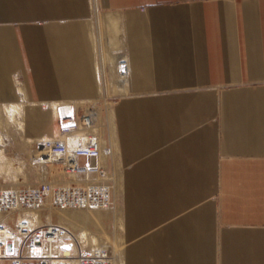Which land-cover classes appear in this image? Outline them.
<instances>
[{
  "label": "crops",
  "instance_id": "crops-1",
  "mask_svg": "<svg viewBox=\"0 0 264 264\" xmlns=\"http://www.w3.org/2000/svg\"><path fill=\"white\" fill-rule=\"evenodd\" d=\"M106 45L124 264H264V0H0V105L48 134L45 103L101 95Z\"/></svg>",
  "mask_w": 264,
  "mask_h": 264
},
{
  "label": "built area",
  "instance_id": "built-area-1",
  "mask_svg": "<svg viewBox=\"0 0 264 264\" xmlns=\"http://www.w3.org/2000/svg\"><path fill=\"white\" fill-rule=\"evenodd\" d=\"M128 72L127 59L120 62ZM58 137L42 139L34 165H61L67 182L0 187V264H115L106 247H90L57 223L34 224L24 214L47 209H109L115 204L114 176L102 162L112 153L97 131L93 108L75 101L56 107Z\"/></svg>",
  "mask_w": 264,
  "mask_h": 264
},
{
  "label": "bare ground",
  "instance_id": "bare-ground-1",
  "mask_svg": "<svg viewBox=\"0 0 264 264\" xmlns=\"http://www.w3.org/2000/svg\"><path fill=\"white\" fill-rule=\"evenodd\" d=\"M105 43V42H104ZM103 43V44H104ZM100 44V43H99ZM103 46V45H102ZM104 47V46H103ZM124 49V48H123ZM99 52V63H98V68L99 71L102 70V66L104 63H107V60H109L114 66V70L111 74V83H112V89H111V94H116V93H122L124 94L127 92L128 89V72L127 70L125 71L123 67L121 66L120 62L124 58V54L120 53L121 51H116V50H111V48L106 45L104 50L102 49V52ZM121 68V69H120ZM103 90V88H102ZM61 102H47L45 103L48 106V110L50 111L51 114V123L49 122V133L43 135V139L45 138H54L56 137L57 129L55 125V120H56V107L59 105ZM36 105V104H35ZM27 103L21 102V103H14L10 105H0V131L3 132L4 135H0V165H6L10 167H14L16 169H21L24 167L25 162L23 160L19 161V166H16V163L14 162V158L6 153L5 150V144H4V138L8 136L10 133V125H13L18 133H22V139L21 141L17 142V147L21 150H23V147L27 146L29 149H32V142H33V135H29L27 133L32 131L26 127V119H25V110H26ZM110 116L113 119L114 122V109L111 110ZM4 114L8 115L7 119H4ZM17 115H19V119L15 118ZM10 120H13L10 121ZM52 120L54 123L52 124ZM42 120H39L38 122H41ZM37 123V122H36ZM44 123V122H43ZM35 124V123H34ZM33 124V125H34ZM99 131V130H98ZM112 131L110 134V137L107 139L105 138L104 140L102 139V134L100 133L101 140L103 142V145L105 143H108L111 148L118 150V142H117V134H116V127L115 123L112 124ZM26 133V134H25ZM15 135V134H14ZM16 136V135H15ZM16 140V139H15ZM42 140V139H41ZM28 149V148H27ZM117 152V151H116ZM27 153V151H25ZM31 152L29 151L27 154H30ZM113 152L110 154L112 155ZM44 154H41L43 156ZM111 156H103L102 162L104 165L110 167L108 165L110 163ZM119 161V160H118ZM118 162L116 161V164ZM58 166V165H57ZM43 167V166H42ZM49 167L48 169L50 170L52 167L54 168L55 166L47 165ZM58 167H56L57 169ZM111 168V167H110ZM55 169V168H54ZM112 170V168H111ZM113 172V171H112ZM52 174V173H51ZM65 178V177H64ZM62 181V180H61ZM121 186V185H120ZM114 188H115V180H114ZM118 190L121 191V187H118ZM115 193L116 189H115ZM117 204L115 205L114 208H116ZM114 208H109V209H75V210H54L56 212L49 213L47 215L42 216L41 215V222H46L50 223L51 221H47V217L49 216H56L60 215L62 213L63 215V223L68 222V225H71L69 228L73 232H78V235L82 238H85L87 242L93 246V247H107V245H111L114 251V258H115V264H124V239L122 237V231H123V221L122 218H119V221L114 222V233L111 235V233L106 232L107 226L109 225V221L112 220L111 217L108 215L107 212L105 211H112ZM83 210V211H82ZM40 210L33 211L27 214H24L21 216V218H26L28 216H32L34 213H40ZM48 211V210H47ZM61 211V212H60ZM52 212V211H50ZM72 212H80V213H86V214H78V213H72ZM90 212V213H87ZM41 214V213H40ZM34 224H40L41 222H37L35 220H30ZM72 221V223H70ZM53 223V222H51ZM113 224V223H112ZM91 227H94L95 230H97L100 233V237H97L94 235V232H91ZM114 238V240L112 239Z\"/></svg>",
  "mask_w": 264,
  "mask_h": 264
},
{
  "label": "rangeland",
  "instance_id": "rangeland-1",
  "mask_svg": "<svg viewBox=\"0 0 264 264\" xmlns=\"http://www.w3.org/2000/svg\"><path fill=\"white\" fill-rule=\"evenodd\" d=\"M112 50V49H111ZM120 53L124 54L125 53L123 51H121ZM115 66L109 61L107 60V63H104L102 66V70H98V72L101 74V80L103 81V90L101 95H99L98 98L96 99H92V100H80V101H75L78 105H80V110L83 111L85 110V108L91 107L93 108L94 112L96 113V125H97V131L99 133L102 134V139L104 140L105 138H109L110 134L112 131V124L115 123L113 122V119L111 118L110 114L111 110H113L114 105L116 103V101L120 98V96H122V93H114L111 94V89H112V83H111V74L114 70ZM121 69V68H120ZM27 103L26 106V110H25V119H26V124H27V117H28V122L29 119H32L31 123L32 125L36 122H38L39 120H43L44 117L47 118L44 114L40 113L38 108V104H31L29 105V103L27 101H25ZM10 105V104H8ZM44 106V105H42ZM46 106V104H45ZM44 106V107H45ZM46 110V109H45ZM48 113V117L49 120H51V114L50 111H47ZM27 114V115H26ZM114 114V113H113ZM6 114H4V119H7ZM57 117V114H56ZM15 118L19 119V115H17ZM13 122V120H10ZM51 123V121H50ZM54 123V121L52 120V124ZM55 125H56V129H57V133H56V137H58L59 133H58V127H57V118L55 120ZM26 127L28 128V126L26 125ZM29 129H31V126H29ZM9 134L8 136H6L4 138V144H5V150L6 153L10 154L13 158H14V162L16 163V166H19V161L23 160L25 162V165L23 168L21 169H16L14 167H8L6 165L1 164L0 165V187H20V186H31V185H36L39 184L41 182H54V183H62V182H67L68 181V177L63 173V171L61 170V165L58 163H55L52 166H55L54 168L52 167L50 170L48 169L49 167H47V165H43L42 166H38V165H34L32 162V159L34 158V156H41L42 153H38L37 154V150H38V145L41 141V139H43V135H33L30 134L31 132L27 133L29 135H33V142H32V149H29V147L25 146L23 147V150L19 149L17 147V142L22 139V133H18V131L16 130V128L13 125H10V130H9ZM16 136H15V135ZM26 134V133H25ZM0 135H4L3 132L0 131ZM16 139V140H15ZM19 141V142H20ZM109 144L107 143V146ZM110 147V145H109ZM28 148V149H27ZM112 152L113 154L110 155L111 159H110V163L108 165H110V167L112 168L111 171L113 176H114V180H115V189L117 192V196H119L121 194V191L118 190V187H121V168H120V163H119V159H118V150H115L113 148ZM25 151H27V153L30 151L31 155H28L27 153H25ZM117 151V152H116ZM112 159H114V161L112 162ZM116 161L118 162L116 164ZM113 163V164H112ZM50 165V164H48ZM58 165V166H57ZM116 166V167H115ZM56 167H58L56 169ZM109 167V168H110ZM114 167V168H113ZM110 168V169H111ZM52 173V174H51ZM65 177V178H64ZM62 180V181H61ZM115 204H117V200L115 198ZM115 204L112 206V208H114ZM75 210V209H74ZM83 211V210H82ZM40 213H34L32 216H28L27 218L30 220H35L37 222H41L42 218L41 215H47L49 213H53L56 211H47V209H40L39 211ZM108 213V215L111 217L112 220L109 221V225L107 226L106 232L111 233V235H113L114 233V222L119 221V218H122V213H121V207L117 204L116 208H114L112 211H105ZM72 213H78V214H86V213H80V212H72ZM90 213V212H87ZM47 221H51L53 223H57L60 224L64 227L69 228L71 225H68V222H65V224L63 223V215L62 213H60V215H56V216H48ZM114 221V222H113ZM46 222H41L40 224H44ZM70 223H72V221H70ZM113 223V224H112ZM91 232H94V235L97 237H100V233L95 230L94 227H91ZM70 229V228H69ZM71 230V229H70ZM72 231V230H71ZM78 235V232H74ZM79 236V235H78ZM80 237V236H79ZM82 238V237H80ZM90 247L91 246L87 240L85 238H82ZM114 240V238H112ZM108 249L110 251H112V253L114 254L113 248L111 245H107Z\"/></svg>",
  "mask_w": 264,
  "mask_h": 264
}]
</instances>
